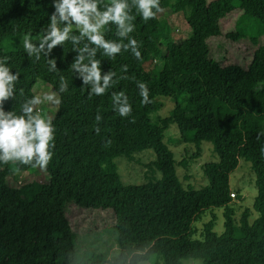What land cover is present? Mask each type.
Here are the masks:
<instances>
[{
	"label": "trees",
	"instance_id": "trees-1",
	"mask_svg": "<svg viewBox=\"0 0 264 264\" xmlns=\"http://www.w3.org/2000/svg\"><path fill=\"white\" fill-rule=\"evenodd\" d=\"M160 4L154 19L145 22L136 15L133 21L130 35L138 41L141 58L122 51L111 60L97 52L103 71L116 72V83L103 96H89L91 85L85 86L82 76L69 70L79 47L73 49L70 41L51 50L45 45L38 56L23 47L25 35L35 38L47 28L56 11L54 0H0V57H9L13 74L20 73L16 99L5 103L6 110L18 111L36 96L39 81L60 99L52 118L54 155L45 169L49 181L13 187L10 177L34 167L0 165V264H160V259L165 264L186 259L264 264V45L246 42L240 29L245 17L264 25V0ZM167 10L184 14L190 35L172 38L164 19ZM106 38L118 39L115 26ZM14 40L19 47H10ZM40 42L32 40L36 47ZM53 60L54 69L49 63ZM152 63L154 75L148 71ZM62 76L68 82L64 92L59 90ZM138 81L149 89L147 104L141 102ZM120 91L132 104L130 117H120L112 107L111 94ZM159 97H173L177 103L172 117L154 125L151 114L163 107ZM36 108L44 112L40 104ZM171 124L178 125L186 142L195 144L194 159L204 142L213 144L218 160L204 165L208 183L200 189L185 188L177 173L174 152L164 141ZM151 150L162 178L124 184L116 159ZM241 159L251 165L258 195L238 222L230 176ZM70 204L114 212L116 221L110 227L118 246L115 256L98 250L91 233L79 239L67 215ZM221 207L226 208L224 232L214 231L213 217L204 226V240L193 239V224L201 213Z\"/></svg>",
	"mask_w": 264,
	"mask_h": 264
},
{
	"label": "clouds",
	"instance_id": "clouds-1",
	"mask_svg": "<svg viewBox=\"0 0 264 264\" xmlns=\"http://www.w3.org/2000/svg\"><path fill=\"white\" fill-rule=\"evenodd\" d=\"M54 6L56 11L51 15L47 28L35 38L25 35L23 47L37 56L45 45L51 50L57 44L70 41L73 49L79 47V55L69 70L78 72L85 86L91 85L89 96H103L116 83V72L103 71L97 52L111 60H115L122 51H131L137 59L141 58L138 41L130 35L135 29L133 21L138 15L147 22L161 11L160 0H54ZM111 26H115L118 39L106 38ZM33 39L41 41L39 47L32 43ZM8 59L7 56L0 57V165H30L43 170L54 155L55 127L50 117L37 110L36 106L42 102L39 96L23 102L18 111L13 107L6 110L5 103L16 99L20 76L18 71L13 74ZM49 63L53 69L56 68L54 60ZM122 69L126 72L127 65H123ZM67 87L68 82L62 76L59 90L64 92ZM137 87L141 102L149 103L147 85L138 81ZM43 100L54 101L55 96L46 94ZM55 102L59 103V100ZM111 102L120 117L131 116L133 108L125 92H113ZM95 120L101 121L102 116L98 113ZM95 131L99 134L100 128L96 127Z\"/></svg>",
	"mask_w": 264,
	"mask_h": 264
},
{
	"label": "rangeland",
	"instance_id": "rangeland-1",
	"mask_svg": "<svg viewBox=\"0 0 264 264\" xmlns=\"http://www.w3.org/2000/svg\"><path fill=\"white\" fill-rule=\"evenodd\" d=\"M164 19L172 28L170 35L172 38L180 36H187L191 31L185 22L183 13H175L167 10L164 14ZM240 29L244 31L246 37L245 41L255 46L264 45V25L257 19L252 17H245L240 22ZM189 32V33H188ZM190 35V34H189ZM252 38H257L255 43ZM35 41H40L34 39ZM9 45V44H8ZM17 40L11 42V48L19 47ZM154 63L150 64L148 71L151 75L156 74ZM34 92L36 96L41 97L40 107L43 114H46L51 119L57 112L59 103V95L49 85L43 81H39L35 87ZM46 94H54V101H44L43 97ZM184 97H181L179 103H184ZM183 98V99H182ZM163 101V107L151 114V120L154 125H160L165 118L173 116L176 106V99L173 97H159ZM45 108V110L43 109ZM165 143L173 150L177 162V173L185 188L192 186L200 189L208 183V179L204 173V165L217 161L218 158L213 151V144L211 142H204L203 150L195 159L193 156L197 154L195 144L186 142L182 137V133L177 124H171L165 131ZM156 154L153 150L142 151L134 153L133 158L129 159L126 156H120L116 159L119 165V173L124 184H144L150 181L153 177L157 180L162 178V173L155 166ZM187 162V163H186ZM186 163V165H185ZM50 179L49 174L45 169L39 167L32 171L19 172L10 177L9 181L13 187H19L24 183L31 181H38L46 183ZM230 183L232 191L242 195V199L234 198L236 205L232 206L235 212L237 221L240 219L245 208H252L255 204L258 195V189L254 181L253 171L251 165L244 159H241L239 166L231 173ZM225 207L209 208L203 211L193 224L195 233L192 238L196 240H204V226L215 217L214 231L221 235L225 230ZM67 215L71 221V226L74 232L77 233L79 239H84V236L91 233L92 240L97 249L104 251L109 256H115L118 253V246L113 238V231L110 227L116 221V216L112 210H93L79 208L77 205H72L67 209ZM256 213L252 219L256 217ZM239 222V221H238ZM154 259V258H153ZM160 264H165L163 260H159ZM141 264H152L151 262H143ZM183 264H204L201 259H186Z\"/></svg>",
	"mask_w": 264,
	"mask_h": 264
},
{
	"label": "built area",
	"instance_id": "built-area-1",
	"mask_svg": "<svg viewBox=\"0 0 264 264\" xmlns=\"http://www.w3.org/2000/svg\"><path fill=\"white\" fill-rule=\"evenodd\" d=\"M231 195H232L233 198L237 197L236 196V192H234V191H232Z\"/></svg>",
	"mask_w": 264,
	"mask_h": 264
}]
</instances>
